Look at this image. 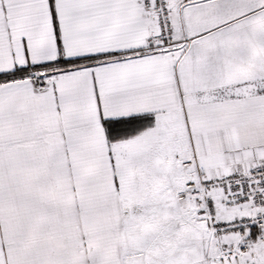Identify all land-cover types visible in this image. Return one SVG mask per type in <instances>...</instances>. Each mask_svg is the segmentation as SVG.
<instances>
[{"label": "snow or ice", "instance_id": "obj_1", "mask_svg": "<svg viewBox=\"0 0 264 264\" xmlns=\"http://www.w3.org/2000/svg\"><path fill=\"white\" fill-rule=\"evenodd\" d=\"M0 264H264V0H0Z\"/></svg>", "mask_w": 264, "mask_h": 264}]
</instances>
